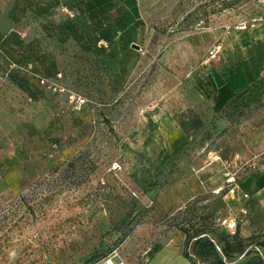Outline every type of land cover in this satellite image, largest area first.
Returning <instances> with one entry per match:
<instances>
[{
	"label": "rangeland",
	"instance_id": "obj_1",
	"mask_svg": "<svg viewBox=\"0 0 264 264\" xmlns=\"http://www.w3.org/2000/svg\"><path fill=\"white\" fill-rule=\"evenodd\" d=\"M18 3L23 59L0 67L25 76L0 121V264H150L199 223L264 234H240L234 191L264 169V79L219 76L264 35V0ZM57 73L80 112L38 81Z\"/></svg>",
	"mask_w": 264,
	"mask_h": 264
},
{
	"label": "crops",
	"instance_id": "obj_2",
	"mask_svg": "<svg viewBox=\"0 0 264 264\" xmlns=\"http://www.w3.org/2000/svg\"><path fill=\"white\" fill-rule=\"evenodd\" d=\"M18 1L0 0L1 69L7 65L19 63V58L23 59L25 39L22 37L23 34L18 31L20 16ZM112 1L114 0H94L95 3L102 5L104 8H107V3ZM242 53L243 55L238 60L236 67L234 66V69H232V66L228 72L224 71L225 68L219 71L220 79L225 86L236 89V86L247 85L253 81L264 79V35L260 40L247 43ZM23 78L25 76L21 72L0 70V121L3 114L7 117L12 112L13 81ZM1 125L0 123V127ZM234 191L237 196L243 198L241 205L249 214L245 223L239 227L240 234L250 236L264 233V169L252 173ZM182 253V249H180L173 256H168V253L164 250L153 255L150 264H189L183 258Z\"/></svg>",
	"mask_w": 264,
	"mask_h": 264
},
{
	"label": "trees",
	"instance_id": "obj_3",
	"mask_svg": "<svg viewBox=\"0 0 264 264\" xmlns=\"http://www.w3.org/2000/svg\"><path fill=\"white\" fill-rule=\"evenodd\" d=\"M189 264H264V234L243 239L229 231H219L206 224L192 226L185 232L182 253Z\"/></svg>",
	"mask_w": 264,
	"mask_h": 264
},
{
	"label": "built area",
	"instance_id": "obj_4",
	"mask_svg": "<svg viewBox=\"0 0 264 264\" xmlns=\"http://www.w3.org/2000/svg\"><path fill=\"white\" fill-rule=\"evenodd\" d=\"M215 52V51H214ZM210 53V58L208 60L214 59L216 56V53ZM36 58H39L36 55ZM19 65V63H17ZM16 63L11 64L12 67H16ZM21 69H24L25 71L31 69V64H27L25 66H20ZM62 79V74L57 73L54 75V81L50 77H39L38 81L39 83L46 87L48 90L60 94V95H65L68 103L71 105L72 109L76 112H80L86 105L87 100L86 98L78 93L72 92L68 90L64 85L60 84L59 81ZM234 223H228L227 228L230 233H234L236 227H234ZM102 264H113L111 261H106L105 263Z\"/></svg>",
	"mask_w": 264,
	"mask_h": 264
}]
</instances>
